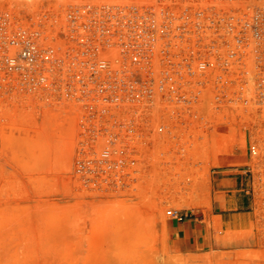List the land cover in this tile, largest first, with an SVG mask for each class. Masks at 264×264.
Listing matches in <instances>:
<instances>
[{
	"label": "built area",
	"instance_id": "2783aa9c",
	"mask_svg": "<svg viewBox=\"0 0 264 264\" xmlns=\"http://www.w3.org/2000/svg\"><path fill=\"white\" fill-rule=\"evenodd\" d=\"M0 99L53 106L77 173L135 185L208 121L264 119V0H0Z\"/></svg>",
	"mask_w": 264,
	"mask_h": 264
},
{
	"label": "rangeland",
	"instance_id": "374dc122",
	"mask_svg": "<svg viewBox=\"0 0 264 264\" xmlns=\"http://www.w3.org/2000/svg\"><path fill=\"white\" fill-rule=\"evenodd\" d=\"M262 120L208 121L185 154L146 157L137 184L115 187L76 172L78 141L53 106L0 99V264H264ZM233 177L245 183L236 197L254 203L250 229L210 219L215 180ZM170 208L191 216L178 222ZM192 220L217 243L186 245L173 224Z\"/></svg>",
	"mask_w": 264,
	"mask_h": 264
},
{
	"label": "crops",
	"instance_id": "0c3cea01",
	"mask_svg": "<svg viewBox=\"0 0 264 264\" xmlns=\"http://www.w3.org/2000/svg\"><path fill=\"white\" fill-rule=\"evenodd\" d=\"M232 172L227 170L225 173L229 174ZM214 183L216 195L214 196L210 219H220L223 223V228L227 230L250 229L252 224H254V203L247 196L236 197L235 194L237 191L236 187L239 185L244 186L243 180L239 177L218 178ZM173 227L177 236L179 238L182 236L185 239L186 245L191 241L197 243L202 236L205 240L207 235H210L212 242L217 243L214 239L212 228L208 230L205 225H200L193 220L185 223H174ZM204 230L207 233H203Z\"/></svg>",
	"mask_w": 264,
	"mask_h": 264
},
{
	"label": "bare ground",
	"instance_id": "6f19581e",
	"mask_svg": "<svg viewBox=\"0 0 264 264\" xmlns=\"http://www.w3.org/2000/svg\"><path fill=\"white\" fill-rule=\"evenodd\" d=\"M33 262V261H32Z\"/></svg>",
	"mask_w": 264,
	"mask_h": 264
}]
</instances>
